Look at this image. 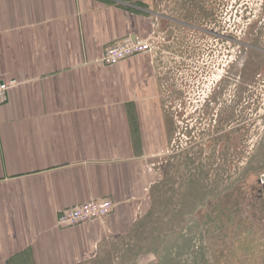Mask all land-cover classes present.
<instances>
[{"label":"crops","instance_id":"1","mask_svg":"<svg viewBox=\"0 0 264 264\" xmlns=\"http://www.w3.org/2000/svg\"><path fill=\"white\" fill-rule=\"evenodd\" d=\"M145 2L0 0V80L18 81L0 105V264H151L129 254L174 130L169 68L147 52L100 61L155 35ZM104 198L106 217L58 226Z\"/></svg>","mask_w":264,"mask_h":264},{"label":"rangeland","instance_id":"2","mask_svg":"<svg viewBox=\"0 0 264 264\" xmlns=\"http://www.w3.org/2000/svg\"><path fill=\"white\" fill-rule=\"evenodd\" d=\"M146 2L174 130L129 255L264 264V0Z\"/></svg>","mask_w":264,"mask_h":264},{"label":"built area","instance_id":"3","mask_svg":"<svg viewBox=\"0 0 264 264\" xmlns=\"http://www.w3.org/2000/svg\"><path fill=\"white\" fill-rule=\"evenodd\" d=\"M155 39L154 34L142 40L125 37L105 48L100 61L105 64H116L124 58L146 52L157 56L158 47ZM17 84L18 81L15 79L0 80V105L7 101L8 92ZM112 209L113 203L110 199H91L60 210L57 215V224L60 227H68L95 218H103L110 214Z\"/></svg>","mask_w":264,"mask_h":264},{"label":"flooded vegetation","instance_id":"4","mask_svg":"<svg viewBox=\"0 0 264 264\" xmlns=\"http://www.w3.org/2000/svg\"><path fill=\"white\" fill-rule=\"evenodd\" d=\"M156 15H157V18H159V21H162V23H164V21L167 20L165 17H162V16L160 15V13H157ZM161 18H162V19H161ZM166 22H167V21H166Z\"/></svg>","mask_w":264,"mask_h":264},{"label":"water","instance_id":"5","mask_svg":"<svg viewBox=\"0 0 264 264\" xmlns=\"http://www.w3.org/2000/svg\"><path fill=\"white\" fill-rule=\"evenodd\" d=\"M263 180H264V177H263ZM262 191H263V194H264V182H263V185H262Z\"/></svg>","mask_w":264,"mask_h":264}]
</instances>
